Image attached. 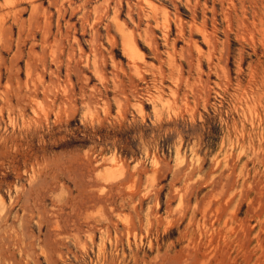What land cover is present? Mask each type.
<instances>
[{"label":"rangeland","instance_id":"1","mask_svg":"<svg viewBox=\"0 0 264 264\" xmlns=\"http://www.w3.org/2000/svg\"><path fill=\"white\" fill-rule=\"evenodd\" d=\"M0 264H264V0H0Z\"/></svg>","mask_w":264,"mask_h":264}]
</instances>
